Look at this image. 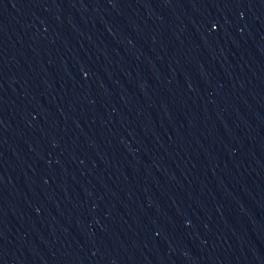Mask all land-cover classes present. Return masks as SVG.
Segmentation results:
<instances>
[{
    "label": "water",
    "instance_id": "obj_1",
    "mask_svg": "<svg viewBox=\"0 0 264 264\" xmlns=\"http://www.w3.org/2000/svg\"><path fill=\"white\" fill-rule=\"evenodd\" d=\"M0 264H264V0H0Z\"/></svg>",
    "mask_w": 264,
    "mask_h": 264
}]
</instances>
